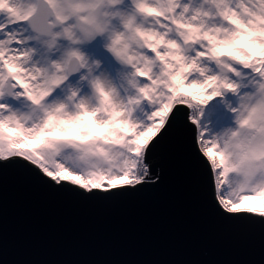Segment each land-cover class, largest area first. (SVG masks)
Returning a JSON list of instances; mask_svg holds the SVG:
<instances>
[{"label":"rangeland","instance_id":"obj_1","mask_svg":"<svg viewBox=\"0 0 264 264\" xmlns=\"http://www.w3.org/2000/svg\"><path fill=\"white\" fill-rule=\"evenodd\" d=\"M49 1L61 18L50 37L26 22L35 0L0 1L1 158L34 155L48 174L86 188L133 183L144 177L148 143L183 100L221 203L264 213L263 201H255L264 192V160H257L264 125L245 149L264 123L258 0L251 7L242 0ZM250 14L259 27L237 31ZM79 25L95 36L85 40ZM73 53L84 62L67 78ZM8 76L12 96L5 93ZM88 90L98 93V108L78 113L73 102Z\"/></svg>","mask_w":264,"mask_h":264},{"label":"water","instance_id":"obj_2","mask_svg":"<svg viewBox=\"0 0 264 264\" xmlns=\"http://www.w3.org/2000/svg\"><path fill=\"white\" fill-rule=\"evenodd\" d=\"M26 22L46 37L61 26L49 0H35ZM78 31L87 41L96 33ZM80 67L71 54L66 77ZM145 163L138 182L86 188L22 155L0 157V264H264V213L219 201L184 102L148 143Z\"/></svg>","mask_w":264,"mask_h":264},{"label":"bare ground","instance_id":"obj_3","mask_svg":"<svg viewBox=\"0 0 264 264\" xmlns=\"http://www.w3.org/2000/svg\"><path fill=\"white\" fill-rule=\"evenodd\" d=\"M242 3H246V5L248 6V7H251V5L253 4L252 2H251V0H242ZM236 5V2L234 3V6ZM259 5V6H258ZM258 5L256 4V6H257V8H259L260 7V9H261V14H263L264 15V0H258ZM255 11V10H254ZM241 12V10L240 9H238V11H237V13H240ZM252 18H254L251 14L248 16V17H245V16H242V18H241V21L243 22V26H241V27H239V25H237V31H246L248 34L250 33V28H252V29H254L255 27H259V23H257L255 20H252ZM262 18H264V17H262ZM263 25V24H262ZM249 26H251V27H249ZM253 38H256V39H258L259 38V36L257 35H255V37H253ZM81 63L83 64V62H84V60L82 59V57H81ZM38 93V90H34L33 91V95H36ZM98 97H99V95H98V93L96 94V92H94V91H86V92H84L82 95H81V97H80V99H79V101H74L73 102V109L74 110H77V112L78 113H80V112H87V111H93V110H97V108H98V105H99V101H98ZM102 98H104L103 96H101ZM177 102H180V100H178ZM181 102H184L187 106H188V108H189V111H190V119L196 124V126H197V122L194 120V119H192L191 118V106H190V104L189 103H187V102H185V101H181ZM108 103L105 101V105H107ZM175 105V104H174ZM107 107V106H106ZM174 107V106H173ZM172 107V108H173ZM172 108H171V110H172ZM69 109V108H68ZM67 108L65 109V111H64V114H70L67 110H68ZM170 110V111H171ZM169 114H170V112H169ZM168 114V115H169ZM197 129H198V127H197ZM24 158H26V159H28V160H30V161H32V162H34V163H36V164H38V162H39V159L37 158V157H35L34 155H29V154H25V155H22ZM145 161V160H144ZM39 165V164H38ZM146 166V163L144 162V165H143V168ZM146 168H147V166H146ZM146 172V170H145V168H144V173ZM148 174V173H147ZM146 173L144 174V177L147 175ZM142 180V179H141ZM135 182V181H134ZM216 192H217V190H216ZM220 201V200H219ZM221 202V201H220ZM222 205L223 206H225L223 203H222ZM226 207V206H225ZM226 208H228V207H226ZM230 209V208H229Z\"/></svg>","mask_w":264,"mask_h":264},{"label":"trees","instance_id":"obj_4","mask_svg":"<svg viewBox=\"0 0 264 264\" xmlns=\"http://www.w3.org/2000/svg\"><path fill=\"white\" fill-rule=\"evenodd\" d=\"M0 1H3V0H0ZM184 29H186V28H184ZM240 54V53H239ZM239 54H237V55H239ZM234 55V54H233ZM234 57V56H233ZM235 65H237V64H235ZM239 66V65H238ZM263 125H264V123L263 122H259V123H257V128L255 129V130H253L249 135H248V137H247V139H246V142H245V149L248 147V146H250L251 145V143H252V140L257 136V134H258V132H259V130L261 129V128H263ZM257 139V138H256ZM254 141H255V139H254ZM264 160V156H261L260 158H258L257 160ZM238 195L237 194H235V197H237ZM239 198H241V197H239ZM245 198V197H244ZM256 200V202L257 201H263L262 203V205L264 206V192H261V193H259V195L255 198ZM260 204V203H259Z\"/></svg>","mask_w":264,"mask_h":264},{"label":"built area","instance_id":"obj_5","mask_svg":"<svg viewBox=\"0 0 264 264\" xmlns=\"http://www.w3.org/2000/svg\"><path fill=\"white\" fill-rule=\"evenodd\" d=\"M144 168H145V170H146L145 173L147 174V173H148V169L146 168V166H145ZM144 168H143V174H145V173H144ZM143 178H144V177H143ZM138 181H140V180H138ZM138 181H135V182H138Z\"/></svg>","mask_w":264,"mask_h":264}]
</instances>
